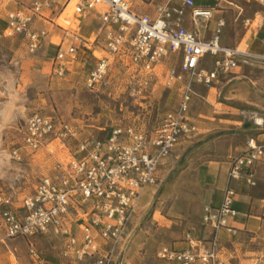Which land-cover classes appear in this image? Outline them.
<instances>
[{"label":"rangeland","instance_id":"obj_1","mask_svg":"<svg viewBox=\"0 0 264 264\" xmlns=\"http://www.w3.org/2000/svg\"><path fill=\"white\" fill-rule=\"evenodd\" d=\"M65 1L62 0V5ZM128 1L134 12L151 16L159 7H181L183 3ZM239 6L243 9L241 20L236 23L232 20L229 40L233 41L238 34L244 36L251 28L239 48L244 51L254 31L264 27V6L258 0H240ZM62 11L63 6L52 13L44 11L48 23L39 20L37 28L52 31L47 34L44 47L36 52H30L23 37L6 36V20L0 14V190L8 194L31 195L40 179L53 175L58 164L67 163L71 151L80 143L104 140L114 127L130 126L152 132L165 114L178 108L181 100L179 84L165 86L166 67L146 76L113 58L104 82L89 90L87 73L97 63L92 56L94 47L86 53L81 51L78 55L81 63L69 66L70 71L64 76L56 75L52 58L57 48L47 50V46L50 42L58 43L57 37L62 36L57 24L76 29L83 20L71 17L73 7L59 19ZM189 16L187 9L185 26L194 30L195 26H189ZM68 18L70 25L65 22ZM85 31L80 34L85 36ZM97 49L98 58L107 56ZM172 61L178 64L176 56H172ZM235 72L222 84L210 88L192 85L189 116L197 132L181 140L163 160L158 185L143 192L117 248L118 264H168L157 257L161 246L188 249L190 237L198 252L208 249L216 235L219 264H264V215L256 225L248 229L234 227L231 233L216 232L204 221L206 208L213 206L211 167L228 164L230 169L233 158L240 155L247 140L264 134V59L251 60ZM231 77L235 79L229 81ZM35 113L69 123L77 136L50 143L25 156L19 164L11 159L10 153L22 144L26 122ZM255 192L259 199L264 198V188ZM261 210L264 209L258 206L256 215L261 216ZM62 250L60 242L49 237L8 239L0 227V264H75Z\"/></svg>","mask_w":264,"mask_h":264},{"label":"built area","instance_id":"obj_2","mask_svg":"<svg viewBox=\"0 0 264 264\" xmlns=\"http://www.w3.org/2000/svg\"><path fill=\"white\" fill-rule=\"evenodd\" d=\"M11 0H0V14L6 12L7 37H23L30 52L42 47L48 33L33 29L36 17L44 16L51 0H34L27 8L8 10ZM181 7L162 6L155 15L136 13L128 0H68L59 17L73 3L72 18L96 16L97 36L91 40L75 28L57 24L62 31L58 50L52 58L54 73L59 77L81 63V51H92L97 59L86 77V88L95 90L104 82L113 58L126 68L153 76L165 68V86H182L178 108L165 114L152 132L134 127H114L104 140L82 142L71 151L67 163L58 164L55 173L44 176L31 195H13L0 190V227L6 238L32 240L49 237L60 242L65 257L75 264H118L116 251L126 235L127 226L136 213L145 190L158 185L159 168L182 139L197 132L189 116L193 84L210 87L220 76L231 74L241 65L260 59L239 48L220 45V23L215 36L203 40L185 26L184 13L190 10L192 23L210 20L212 11L197 6L194 0H182ZM264 6V0H258ZM69 25V18L65 19ZM78 22V26H80ZM97 48L107 54L98 58ZM176 56L178 64L172 61ZM213 59L211 68L205 58ZM87 61L84 63L86 64ZM77 136L69 123L41 113L26 122L22 144L13 148L11 159L23 163L25 156L53 142ZM264 164V138L250 137L246 148L233 158L229 181H245L256 186V173ZM236 192L227 187L218 207H207L204 221L216 232H233L228 219L235 217ZM188 249L161 246L157 257L168 264H219L218 236L209 248L195 251L196 242L188 237ZM31 253H34L31 245Z\"/></svg>","mask_w":264,"mask_h":264},{"label":"crops","instance_id":"obj_3","mask_svg":"<svg viewBox=\"0 0 264 264\" xmlns=\"http://www.w3.org/2000/svg\"><path fill=\"white\" fill-rule=\"evenodd\" d=\"M34 0H11L7 5L8 10H16L20 8H27L29 7ZM68 0L62 5V0H51V5L47 10L56 11L60 6H64ZM249 1V0H247ZM257 1V0H256ZM195 4L201 8H208L212 11V18L210 20H200L197 23H192L191 17L189 16L188 22L189 26H195L193 31L197 32L199 36L205 40L209 41L214 36L218 29L220 23H223L224 26L221 28V35H220V45L222 47H229V48H240L242 42L245 40L246 36L250 33L251 28L247 29V32L242 36L238 34L237 37L233 41L229 40V35L231 28L233 26L232 20L234 23L240 21V16L242 15L243 9L239 6L240 0H194ZM73 7V6H69ZM6 12H3L1 15L5 17ZM6 20V18H5ZM39 20H43L47 22V19H43L42 17H36L33 24V29L37 32H46L48 35L51 31L48 29H39L37 26L39 25ZM85 21L88 23H85ZM185 21V19H184ZM50 23L52 21H49ZM49 23V24H50ZM99 21L96 20V16L87 17L82 20V23L79 27L76 28L77 32H83L84 29L88 30L89 32L85 31L86 38L94 39L97 36V32L99 30ZM188 26V27H189ZM247 27V26H246ZM187 28V25H186ZM192 30L191 28H187ZM88 33V34H87ZM236 35V34H235ZM84 36V37H85ZM48 37V36H47ZM46 37V38H47ZM45 38V40H46ZM59 38V37H57ZM47 50L52 47H56L58 50V43L50 42L48 44ZM44 47V45L42 46ZM245 52L257 56L261 59H264V27H259L257 30L254 31L252 39L248 42L247 48L244 50ZM57 53V52H56ZM56 55V54H55ZM205 62L207 64V68H211L213 64V59L210 56L205 58ZM254 62V61H252ZM240 68V67H239ZM237 70V69H236ZM237 72L233 71L229 75H233ZM229 75L220 76L219 81L216 82L214 85L222 84L224 79H227ZM235 79L231 77L229 81ZM210 86V87H212ZM182 87V86H181ZM208 87V88H210ZM194 93L193 87L191 89V94ZM192 122V120H191ZM195 126L196 124L192 122ZM256 137L260 139L264 138V134H258ZM246 148V144L244 148H242L240 154ZM210 173L212 174L211 180V190L213 192V207H218L223 199V195L227 187H231L236 192L235 200H234V208L237 211V215L235 217H230L228 219V223L230 226L238 228V229H248L251 226L256 225L257 221L263 220L264 210H261V216L256 215V209L258 206L264 209V198L259 199L257 196L258 189L264 188V164H260L257 168L256 173V186L251 188L249 187L245 181H229V165L221 166H214L211 167Z\"/></svg>","mask_w":264,"mask_h":264},{"label":"bare ground","instance_id":"obj_4","mask_svg":"<svg viewBox=\"0 0 264 264\" xmlns=\"http://www.w3.org/2000/svg\"><path fill=\"white\" fill-rule=\"evenodd\" d=\"M71 6H73V4H71ZM260 123H262V122H260Z\"/></svg>","mask_w":264,"mask_h":264}]
</instances>
